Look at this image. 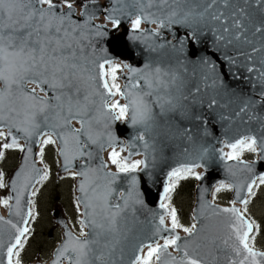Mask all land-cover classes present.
Here are the masks:
<instances>
[{
  "label": "snow or ice",
  "instance_id": "6c2138e0",
  "mask_svg": "<svg viewBox=\"0 0 264 264\" xmlns=\"http://www.w3.org/2000/svg\"><path fill=\"white\" fill-rule=\"evenodd\" d=\"M112 2L123 7L106 9L104 20L110 22L115 30L121 24L115 13L128 17L134 15L131 18V38L141 40L153 53L166 45L153 46L148 43L151 37L160 35L161 28L177 24L190 29L184 37L178 38L179 50H183L185 43L195 39L197 32L208 25H212L211 31L217 43H222L224 47L252 43L247 36L246 24L251 23V14L241 6L248 5L249 0ZM255 2L264 8V0ZM77 3L79 16L76 15ZM97 3L98 0H0V159L5 154L3 149H26L30 154L31 142L37 138L40 143L37 155L41 157V162L44 146L57 143V140L65 171L72 167L73 161H80L79 171H68V175L82 178L79 182L81 195L77 197L78 210L81 205L84 209L77 221L79 233L65 225L64 239L55 251L52 264H118V261L124 264L122 245L132 231L129 224L137 219L136 206L144 204L134 173L149 166L150 144L146 137L154 129L161 130L157 131L158 136L167 135L176 124L177 114L184 119L191 118V106L203 104L198 99L199 94L203 90L214 89L218 80L215 76L216 64L207 58L200 62L201 67L192 68L189 77V69L183 61L173 65L156 59L145 62L142 67H133L128 63H114L107 56H98V41L108 32L106 24L93 23L95 12L90 11V7L94 8ZM142 22L155 24L156 28H142ZM255 33L264 34V21L255 27ZM168 44L174 51L177 50V44L170 41ZM260 50L252 48L253 53ZM100 51L106 52L105 49ZM225 59L235 63L234 58ZM248 59L251 60L252 56L249 55ZM260 63L264 65V60ZM248 71H258L257 79L264 89V67L259 70L249 67ZM120 78L125 80L123 86L117 83ZM29 84L34 87H28ZM82 92L85 94L81 98ZM118 96L126 103L116 99ZM260 97L259 102L264 104V91L260 92ZM217 105L221 108L228 106L220 103L214 95L208 108ZM250 106L254 107L255 102L246 101L235 116L241 117ZM195 119L200 117L197 115ZM221 119L231 118L221 116ZM249 119L255 117L250 116ZM73 121L79 127L73 126ZM115 121H130L133 127L142 129L132 137L127 147L121 146L119 151L118 141L111 131V124ZM261 128L264 129V122ZM21 137L26 142L24 145L19 143ZM136 142H140L145 149L142 159H132ZM223 144L230 150L225 152L223 147L220 148V159L236 161L235 164H227V171L234 182H219L212 197L215 200L216 194L224 189L234 190L243 207H237L236 201L223 208L204 201L201 208L211 209L212 216L226 214L220 221L227 230L226 236L220 240L219 237L206 235L202 238L203 242L195 246L187 240L183 245L178 243L181 240L178 229L189 236L198 230L195 223L190 227L180 223L177 210L170 203L171 193L180 179L188 176L201 179L202 174L196 169L203 165L198 161L202 162L209 156L208 148H202L197 154L186 148V162L178 164L167 174L168 180L159 204L164 214L158 216V223L154 225L148 242L145 244L141 240L134 246V258L127 264H220V253H224L225 264H264V251L255 247L260 226L248 215V205L256 196L254 188L264 185V173L245 176V173L253 172L255 161L241 159L248 151L259 152V159L264 161V132L259 136L247 134L233 140L226 138ZM106 145L111 147L107 161L98 155ZM125 151L128 155L122 156ZM152 151H156L155 147ZM24 159L28 161L29 155L26 154ZM95 159H99V164L92 163ZM110 165H114L116 170L112 171ZM22 172L23 166L16 177L21 178ZM121 174H124L128 186L118 189ZM241 176L244 178L241 179ZM47 179V165L41 173V169L33 163L31 172L23 175L19 185L17 179L11 181L15 196L0 198V204L10 210L15 208V214L21 216L24 189L33 181L43 183ZM4 187V173L0 171V188ZM243 188L247 189L244 195L241 194ZM37 191H31L30 197H35ZM13 198L15 205L9 203ZM28 204L30 207L22 216L24 226L0 216V249H6L7 264H21L20 253L31 232L29 217L36 219L34 200L30 198ZM166 216L170 225L166 224ZM162 232L169 235L162 236L163 243H160L155 237ZM170 247L181 255H173Z\"/></svg>",
  "mask_w": 264,
  "mask_h": 264
},
{
  "label": "water",
  "instance_id": "95a60500",
  "mask_svg": "<svg viewBox=\"0 0 264 264\" xmlns=\"http://www.w3.org/2000/svg\"><path fill=\"white\" fill-rule=\"evenodd\" d=\"M241 6L246 7L248 13L251 14V23L246 22L248 27L247 36L251 41L253 40L251 44L239 43L228 47H224L222 43L216 44L217 41L215 37L213 38L214 34L211 31L212 25H208L205 28H201L197 32L195 39L190 42H186L183 50H179V46L177 44L178 38L184 37L186 32L190 31V29L177 24L173 25L171 28H161L160 35L151 37L148 43L153 46L159 44L166 45L163 49H159L155 53L148 51L147 45L141 40H133L131 38L133 36L131 31V18H134V15L132 17H128L120 13H115V15H118L121 19L120 26L115 30H113L112 25L108 26L110 22L105 21L103 18L107 15L105 10H110L113 7L121 8L123 7L122 5L113 4L112 0H98V3L94 8L90 7V11L95 12V19L93 20V23L106 24V31L108 32L106 37L100 38L98 41V56H107L108 58H111L114 63H128L133 67H142L145 62L156 59H163L166 62H171L173 65H175L177 61H183L184 65L189 69V77L192 68L194 66L198 68L201 67L200 62L207 58L209 61L216 64L215 76L218 77L217 84L214 89H206L199 94L198 99L202 100L203 104L197 103L196 105L191 106V118L184 119L177 114L175 116L176 124L172 126L167 135L158 136L157 131L161 130L154 129L152 134L146 137L150 144L148 149L149 166L142 171L134 173L139 181L138 189L144 204L136 206L138 209L136 213L137 219L134 223L129 224L132 231L129 233L128 239L124 241L122 245L124 248V264H127L128 260L134 258L135 245L139 244L141 240L145 244L148 242L154 225L158 223V216L164 214V210L159 208V204L161 202L160 198L163 194L164 186L168 180L167 174L172 168L177 167L178 164L186 162L184 155V149L186 148L193 154H197L202 148H208L209 156L202 162L198 161V163H202L203 165L202 167L197 168L198 172L202 175L201 179H197L194 187L192 218L194 223L197 225L198 231L196 234L189 236L182 230L178 229L177 233L181 236V240L178 241V243L183 245L187 240L195 246L197 243H202V238L206 235L210 237H219L220 240H222L227 234V230L220 223L223 216L226 214L212 216L211 209L201 208L204 201H208L220 208L229 207L213 203L211 201V192L217 182L220 180H224L229 183L234 182V178L231 177L230 173L227 171V164H235L236 161L225 162L221 160L219 156V149L222 147L226 148L223 144V141L226 138L233 140L238 138L240 135L247 134H256L259 136L262 132H264V129L261 128V124L264 122V120H262V118H264V104L259 102L261 100L260 92L264 91V89L261 88L260 82L257 79L259 75L258 71H248L249 67H253L257 70L264 67V65L260 63L261 60H264V47H262L264 46V34L255 33V27L260 26L261 21H264V8L257 5L255 0H249L248 5L242 4ZM127 10L134 11L132 9ZM154 10L155 9H153V11ZM79 13L80 7L77 3L76 15L79 16ZM81 22L83 21L81 20ZM141 27L154 29L156 28V25L142 22ZM169 41L172 44H177V50L174 51L171 48L168 44ZM253 47L261 50L253 53ZM230 48H232V50H230ZM100 49H105L106 52H102ZM234 50L236 52V56L234 54ZM237 50L240 52L239 54ZM232 52L234 56L232 55ZM249 55L252 56L251 60L248 59ZM225 57L234 58V60L236 59L235 63H230L229 60L225 59ZM124 71L126 73V70ZM118 81H120L122 86L125 83L123 78L118 79ZM197 82H199V75L197 77ZM97 83H99V81H97ZM28 87H34V85L29 84ZM40 94L42 95L43 93ZM84 94V92L81 93V98ZM214 95H216L220 103L227 104L228 106L226 108H221L217 105L214 108L209 109L208 104ZM116 99H119L121 103H126V100L119 96L116 97ZM249 100L254 101L255 106H250L248 111L243 113L241 117H236L235 113L239 111L240 107H242L246 101ZM197 115L200 117L199 120L195 119V116ZM221 116H228L231 119L222 120ZM250 116L255 117V119L250 120ZM73 126L79 127V124H77L76 121H73ZM184 129H187L188 131L185 132ZM111 131L114 133L118 141L117 149L120 150L121 146L127 147L132 137L137 135L140 131H142V129L139 126L133 127L130 121H115L111 124ZM189 136H191V139H189ZM19 143L24 145L26 142L21 137L19 139ZM55 145L57 147L56 156L59 164L56 174L59 176L68 171H79V160L73 161L72 167L68 169V171H65L63 166V157L58 151L60 142L57 140ZM153 147L156 149L155 152L152 151ZM31 148L32 152L30 154L27 153L26 149L25 151L20 152L18 164L10 171L7 181H5V185L7 187V193L5 196L7 198L10 195L13 197L15 196V193L12 191L11 181L15 178L17 179L19 185L22 181L23 175L31 172V165L33 163L37 168L41 169V173L43 172L44 165L38 160L39 155H37L40 148V143L37 142V138H33ZM108 149H111V147L106 145L104 151L98 153V155L103 157L105 161H107L106 152ZM93 150L95 151V147H93ZM226 150L227 148L224 151L226 152ZM132 152V159L144 158L145 149L140 142H136V146L132 149ZM26 154L29 155L28 161H25L24 159ZM257 154V159L248 161H255L253 164V172L245 173V176H259L261 173H264V161L259 159L260 153L257 152ZM121 155H128V152H122ZM99 162V159H95L92 163L99 164ZM22 166V177L17 178L16 173L21 171ZM110 168L112 171H115V169L112 168V165H110ZM123 177L124 174H121V179L117 182L118 189L127 188L128 186ZM243 178L244 176H241V179ZM81 179L82 178L79 176L74 177L76 202L77 197L81 195L79 192V182ZM36 185L37 183L33 181L27 188L24 189V194L21 198L20 204L21 216H17L15 214V208L10 210L1 204L0 216H4L5 219H11L14 223L24 226L22 216L27 213V210L30 207L28 200L32 198L30 197V193L34 190ZM246 191L247 189L243 188L241 194L244 195ZM231 197L234 201H236L237 207H240L241 205L238 202V198L234 190H232ZM9 203L11 205H15V199L13 198L9 201ZM1 206H4L5 213H2ZM83 210V206L81 205L79 208L78 220L81 217ZM51 214L53 216V221L61 228V240L52 251V258L47 264H52L55 251L64 239V232L66 230L65 225H67L69 229H72L61 208L55 206L52 209ZM166 224H168L167 216ZM167 235H169V233L162 232L160 236L155 237V239L160 243H163L161 237ZM4 239L5 241L8 240L7 234L4 235ZM217 243H219V240ZM144 251L146 252V248ZM169 251H171L173 255H181V253L171 247L169 248ZM219 255L221 256L220 264H225L223 259L224 253H220ZM0 264H7L6 249H0ZM29 264L40 263L36 260V262L34 261Z\"/></svg>",
  "mask_w": 264,
  "mask_h": 264
},
{
  "label": "rangeland",
  "instance_id": "374dc122",
  "mask_svg": "<svg viewBox=\"0 0 264 264\" xmlns=\"http://www.w3.org/2000/svg\"><path fill=\"white\" fill-rule=\"evenodd\" d=\"M3 151L5 154L0 159V171L4 173L5 183L10 171L19 162L20 149H3ZM55 152V144L44 146L43 163L47 164L49 169L48 179L35 188L38 191L32 199L35 203L36 219L30 220L29 227L31 232L27 241L24 242V248L20 253L21 264L36 262V260L40 264H47L51 260L52 250L61 238V228L53 221L51 214L55 206L61 208L63 212L65 211L64 215L68 217L72 229L79 233L77 202H75L76 199L74 200L73 196V190H75L74 179L68 175L56 177L55 172L58 162ZM254 157L255 152L248 151H245L241 156V158L247 161H250ZM257 158L258 154L256 152ZM194 183V176L180 179L171 193L170 203L176 208L178 219L185 227H190L193 224ZM0 190V198H7L5 196L7 187ZM230 191L227 189L221 190L216 194L214 201L219 202L223 206L231 204ZM254 191L256 192V196L252 198V201L248 205V215L255 219L260 226V231L256 234L255 247L257 250L264 251V185L254 188ZM232 201H234L233 198Z\"/></svg>",
  "mask_w": 264,
  "mask_h": 264
},
{
  "label": "bare ground",
  "instance_id": "6f19581e",
  "mask_svg": "<svg viewBox=\"0 0 264 264\" xmlns=\"http://www.w3.org/2000/svg\"><path fill=\"white\" fill-rule=\"evenodd\" d=\"M102 17H103V15H102ZM104 18V17H103ZM111 24L109 23V25L108 26H110ZM224 50V49H223ZM222 51V50H221ZM226 148H224V150H225ZM109 150V149H108ZM209 174V173H208ZM210 175V174H209ZM217 178V177H216ZM221 181H224V180H220L219 182H221ZM219 182H217L216 184H218ZM224 182H226V181H224ZM215 184V185H216ZM1 210H2V213H5V208H4V206H1Z\"/></svg>",
  "mask_w": 264,
  "mask_h": 264
},
{
  "label": "flooded vegetation",
  "instance_id": "af4514ba",
  "mask_svg": "<svg viewBox=\"0 0 264 264\" xmlns=\"http://www.w3.org/2000/svg\"><path fill=\"white\" fill-rule=\"evenodd\" d=\"M56 177H58V176H56ZM64 213H65V211H64ZM67 217V216H66ZM67 219H68V217H67ZM68 222H69V220H68ZM69 224H70V222H69ZM71 225V224H70Z\"/></svg>",
  "mask_w": 264,
  "mask_h": 264
}]
</instances>
